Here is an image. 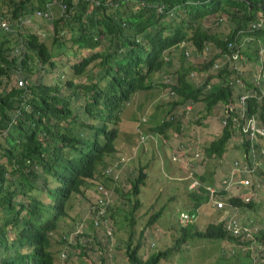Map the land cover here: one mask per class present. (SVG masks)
Here are the masks:
<instances>
[{"label": "trees", "instance_id": "trees-1", "mask_svg": "<svg viewBox=\"0 0 264 264\" xmlns=\"http://www.w3.org/2000/svg\"><path fill=\"white\" fill-rule=\"evenodd\" d=\"M53 6L61 12L52 17L49 46L36 30L22 29L21 21L25 15L48 18ZM222 15L231 24L226 37L204 24L212 16L219 22ZM243 38L254 43L253 48L242 46ZM179 44L181 62L172 84L176 97L168 101L171 107L200 101L206 115L218 103L237 101L242 91L230 82L237 75L233 63L244 56L261 65L250 76L255 78H244L249 90L244 104L248 115L258 113L264 123V0H0V264H55L57 241L50 231L58 227L70 196L83 192L109 163L124 107L132 105L139 92L149 99L148 91L160 85L155 77L168 67L170 53ZM184 50L210 55L199 65L186 66ZM229 54L232 67L226 60L214 75L218 83H209L213 74L202 76L197 85L188 78L189 71H206ZM38 72L33 80L30 75ZM169 113L176 117L172 108ZM234 114L230 110L223 115L227 122L205 146L206 156H222L234 133ZM181 122L178 117V130ZM154 129L164 131V126ZM244 149L247 153L249 148ZM262 169L257 173L264 176ZM145 176L140 170L132 179L127 197L133 211L141 204L139 184ZM161 198L160 193L154 196L156 201ZM203 198V192L190 194L195 207ZM170 200L158 204L156 215ZM228 200L243 208L257 205L241 194ZM257 231L264 249V227ZM112 235L96 243L102 250L120 246L130 264H193L185 247L189 241L232 237L221 222H208L204 229L188 223L180 228V237L144 258L138 251L140 239L126 235L127 240L115 244L123 238ZM262 259L264 263V253Z\"/></svg>", "mask_w": 264, "mask_h": 264}, {"label": "rangeland", "instance_id": "rangeland-1", "mask_svg": "<svg viewBox=\"0 0 264 264\" xmlns=\"http://www.w3.org/2000/svg\"><path fill=\"white\" fill-rule=\"evenodd\" d=\"M61 12V9L59 6H53L52 7V13L49 15L48 18L41 17L39 14H34L31 18L28 17V15H25V18L22 19V23H25L22 29H29L32 28L39 32V35L41 38H43L46 43L49 46L51 45V41L53 39L52 34V17H56L59 15ZM222 17L219 22H217L218 17H210L208 19L204 20V24L209 27L211 31H217L221 36L226 37L227 33L229 32L231 28L230 22L227 20L225 15L220 16ZM249 39H242V46H248L250 48H253L252 42H247ZM216 50V49H214ZM181 51L182 48H178L177 46H174L172 49L171 59L169 61L168 67L165 69V71H161L159 77H155L156 84L158 87H155L151 90L148 91V96L149 99L147 100V94L144 92H139L137 99L135 102L130 105L129 107L126 105L121 113V122H120V130L119 134L117 137V151L123 152V153H130L134 149L136 150L137 154L144 152L146 157H147V177L145 180L144 184L140 185V192L138 194L139 198L143 201L141 204L142 209H146L148 204L154 199V193L161 191L165 194L164 198H167L166 195L169 193H175V194H182L185 196L186 200H189L190 194L187 191V188L184 186L185 181L180 180V179H170L168 177H165L161 171H159V166L158 164H155V162L159 161V155H158V148L159 146L157 144H151L148 139H145L144 143L148 145L147 150H143V143L139 141L140 137V131L142 129V125H137L135 123L136 118L134 116L141 115L143 113H146L148 116L147 120H150V122H155L161 115L167 113L169 111V108H172L174 111H178L179 117L181 118L182 124L185 128V137L182 136L180 140L185 141L186 137L189 139L188 142H190L192 139L193 141L198 143L199 148V154L200 157L199 159H196L195 162H197L196 166H194L195 170L197 172H203L206 176L207 181H212L213 178L215 177V180H217L221 175L225 174L227 171V167L231 165V162L233 159L238 158L241 156V153L243 152L240 150V147L237 148L234 147L235 145H238L235 143V141H238L240 137L238 134L233 136V139L230 140L231 146L234 148H231L228 150V152L224 153L221 158H210L206 156L204 153L201 154V151H203L204 146L207 145L213 137L218 135L220 133L221 128H222V114L224 113L226 109V104L218 103L216 104L211 112L209 114L205 115V109H204V104L203 102H195L194 105L191 106L190 109H187V111H182L181 112V105H176L174 107H171V104L168 103V101L174 99L175 97L169 96L167 89L165 86H162V77L165 73H168L171 76H174L176 74V70L180 65L181 62ZM217 51V50H216ZM190 52V51H189ZM210 54H203V53H193L190 52L188 56H186V66L188 64L190 65H199L201 62H203V59L207 60ZM220 62H222L223 65V59L220 57L218 58ZM248 59V58H247ZM246 57L242 59V69L243 72H241L242 76L245 78H253L256 74L257 71L259 72L260 70V64L258 62H254L253 60L248 59ZM263 62H264V55L262 56ZM218 72L217 68L212 67L211 65L209 66L208 70L206 71H200L199 73L196 72V70H193V73L190 76V79L193 84H200L204 80V76L207 74H213L212 78L209 79V83H218L219 81L217 80L218 77H215L214 75ZM254 74L253 77H250ZM40 74V72L31 74L30 76L32 77L33 80L36 79V77ZM195 75V76H193ZM15 76V75H13ZM203 76V77H202ZM35 78V79H34ZM16 79V76L12 78V82H14ZM210 86V85H209ZM208 86V87H209ZM207 87V88H208ZM241 88H245V85L242 86H237L234 88L235 90ZM142 102V105L140 103ZM146 126V125H145ZM175 126V123L173 124ZM171 130V129H170ZM169 130V131H170ZM264 141V138L262 139ZM190 143L187 144V147L189 148L186 152L183 149L179 150V153L182 154H189L191 152V147H189ZM195 150V148L192 150V152ZM169 151V150H167ZM203 155V157H202ZM145 156H140V160L142 162H145L146 160ZM196 158V157H194ZM257 159L259 160V165L258 169L264 168V156L262 157L261 155H257ZM167 160H170L168 158ZM204 160L205 162H203ZM173 163H176L175 161H172ZM179 171H182L181 168H177ZM264 171V169H262ZM125 171V170H124ZM129 172V171H128ZM138 172L134 171L133 173H129V175H136ZM213 172V173H212ZM176 176H179V173H176ZM252 179V182L257 181L259 184L256 185L255 188H251L253 191V194L255 195L254 198L257 200V205L256 207L253 208H245L241 209L240 215L244 217L245 219H249L251 222L252 230H254V236L256 234L258 228L264 227V176L261 174H258V176H250ZM94 181V180H93ZM205 181V182H207ZM124 183H126V180H124ZM125 186V184H124ZM123 186V187H124ZM177 187L180 189L178 190ZM253 187V185H252ZM93 188V186H92ZM121 190H124L121 188ZM124 191H123V196L121 199H126L125 202L129 203V199L124 196ZM189 198H188V197ZM76 198V199H75ZM119 198L116 199V201L121 200ZM254 199V200H255ZM74 200V205L70 209L72 221L74 223V227L71 224V218H68V223L69 226H63V221H61L60 227L58 228V234L60 235L61 230H67L69 233V236L74 240H77L78 237L80 236V232L84 231L91 235L92 233H95V236L97 234L101 235L100 241H106L107 238H103L107 227L112 223L113 225V232L115 235H112L111 237H115L121 239L113 241V243L121 242L127 240V231H130L131 229H128L126 232H123V230H126L124 228L118 229L117 224L121 222L122 224H127L125 220V216L123 215V211H118L115 212L113 211L114 217L117 219L115 221L116 229L114 227V224L112 222L111 216H108L106 219H103L102 222H100L98 225L93 228L91 226L90 221H88V218H90V206L91 202L93 200V197L90 195H82L81 193L74 194L72 198L70 199ZM68 201V202H70ZM160 205L161 206L164 202L162 199H159ZM162 201V202H161ZM124 208L128 207V204H120ZM141 208L138 209L137 214L138 217H135V220L137 219H143L144 221L146 213L143 211ZM189 209L186 205L182 204V201L179 200L178 198H175L174 200H170L164 204L163 207V213L161 214L160 218L158 221L155 222V224L152 226V232L149 233L148 235V240H152L155 243V246L151 248H154L155 250H158L159 248H165L168 244L172 243L173 238L179 236V234L171 229L172 231L170 232V236L164 232H167L170 227H178L180 226L179 223V212L182 210H187ZM202 211L204 210L203 215H197L195 220H194V227L199 226V224L206 223L208 221V217H214L217 213L214 208L209 205L203 204L201 205ZM233 210V209H232ZM201 211V213H202ZM228 211V209H227ZM229 212V211H228ZM221 213L218 212V216H220ZM207 216V217H205ZM81 220L84 221V223L81 224ZM111 222V223H110ZM76 223V224H75ZM165 223V224H164ZM136 227L138 229L141 227V220H137L135 222ZM119 226V225H118ZM135 229V228H134ZM121 230V231H120ZM162 230V231H159ZM164 231V232H163ZM138 231L135 230V236L137 235ZM51 235V234H50ZM93 236L89 237H83L81 239H91ZM110 237V238H111ZM57 240V238H55ZM258 241V239H256ZM215 242L214 238H196L193 241H189L188 245L185 246L187 247V254L189 255L190 260L192 261L193 264H215V261L217 264H249V258H245L242 256V254H245L243 251H241L237 247H231L225 240L219 241L217 244L216 242L214 243L213 248H205L204 243L205 242ZM83 242V241H82ZM85 242V241H84ZM98 242V241H97ZM93 243V242H92ZM86 244L88 245L89 248L91 246H96L94 250H88V253L86 254L85 257L79 258L76 260L77 264H94V262H98L100 264H130L127 260H125L124 253L122 249L119 247L115 246H110V248L107 250L103 251V258L101 259L100 253L98 252V243L96 244ZM117 244V243H115ZM186 243H182V245H185ZM260 244V245H259ZM235 245V244H234ZM262 246L263 243L257 242L256 244H253L251 246L250 250V257H251V262L253 264H264L263 259H262ZM57 247V251L54 255V261L55 264H69L68 261L65 259V262H62V260H59V255L58 253L60 252V246H55ZM233 248L236 253L232 254L230 253L229 248ZM68 250L70 252V257L72 260L74 258L78 257V251L80 248L77 247H68ZM213 250H215L216 254L213 253ZM142 252V256H147L150 253V247L147 246V248H144L143 250H140V253ZM218 254V257L221 256L222 259H219L218 261L216 260V255ZM239 254V255H238ZM217 257V258H218ZM91 259V260H90ZM246 262H245V261ZM75 261V260H74ZM75 262V263H76ZM161 263V260L158 264ZM167 264H170L169 261H166Z\"/></svg>", "mask_w": 264, "mask_h": 264}, {"label": "clouds", "instance_id": "clouds-1", "mask_svg": "<svg viewBox=\"0 0 264 264\" xmlns=\"http://www.w3.org/2000/svg\"><path fill=\"white\" fill-rule=\"evenodd\" d=\"M177 47L181 48V45L179 44L177 45ZM261 52L262 49H260V54ZM189 53H190L189 50H184L185 56H188ZM244 58H245L244 56H241L240 62L233 63L234 68L237 70V75L235 77L236 78L235 81L233 83L230 82V85L234 86V88H236L237 86L245 85V80H244L245 77L242 76L241 74V72H243L241 61ZM226 60H229V65L232 67L231 54L225 56V58L223 59V65L222 62L217 61L213 63L211 66L219 69L224 66ZM192 73L193 71L191 70L187 74L189 79ZM175 81H176V75L171 76L168 73H165L162 77V82L167 83L165 88L167 89L169 96L172 97H176L175 90L172 88V84ZM240 90L241 89L239 87L238 89H236V91H240ZM241 91L242 92L238 96L237 101H235L234 103L233 102L226 103V109L222 114L221 120L223 127V125H225V123L227 122V119H225L223 115L229 114L230 110L235 113L233 116L234 133L228 139L226 144L227 145L226 150L223 152V154L228 152L229 149L234 147H236L237 150L240 147V150H242L243 152L241 153L240 157L232 160L231 165L227 167L228 169L226 173L221 175L217 180H215V177L213 178L212 181H207L206 177L205 179H201V176H203V172H197L195 170L194 166H196L197 164V162L195 161L200 157L199 148H197L198 143L193 141V139L190 142H188L189 139L187 137L185 141L180 140L182 136L185 137L184 134L185 128L182 122L180 125V129L178 130L176 128L177 119L179 117L178 111L177 112L175 111L176 117H174L168 111L167 113L161 115L155 122H150V120H147L148 116L146 115V113L134 116V118H136L135 123H137V125H142L139 141L143 143V150L145 151L148 149V145L144 143L145 139H148L151 144H157L159 146L158 148L159 161L155 162V164H158L159 166V171H161L163 175H165V177H168L170 179L176 178V179L184 180L185 181L184 186L187 188L189 194H193V190H195L196 192L197 191L203 192L204 194V198L201 204L195 207L193 205V202L190 200L188 196L187 197L189 198V200H186L185 196L182 194L169 193L168 195H166L167 198H164L165 194L163 192L158 191L154 193V196L160 193L163 196V198H161L163 202H165V199L170 198L174 200L175 198H178L179 200L182 201V204L186 205L189 208L187 210H182L179 212L178 220L180 226L170 227L167 233L170 234V232L172 231L171 229H173L179 234V230L182 226L187 225L188 223H193L197 215L201 216V214L203 215L204 213H206L204 212V210L202 211L201 205L203 204L204 206L205 204H209L214 208V210H216L217 214L214 217L209 216L208 221L206 223L199 224V226H197L196 228L204 229L205 225L208 222H213L215 224L221 222V224L225 228V231L232 237L231 238L225 237L219 239L214 238L215 242L218 244L219 241L225 240L227 243L233 244L229 246L239 248L241 251L245 253L242 254V256L245 258H249V264H253V262H251V257L249 256L250 255L249 249H251V246L253 244H256L257 242L262 243V241L256 240L257 232L254 236V230H252V226H251L252 224L250 220L245 219L240 215L241 209H245V208L239 207L238 205L231 203L228 200V198L236 194H241L243 200L245 201L255 199L254 198L255 195L253 194L251 188H255L256 185H258L259 183L257 181H254L253 183L250 176H256V175L258 176L257 171L259 170L258 169L259 160L257 159V155H261L262 157L264 156V145H258L257 147L255 146V144H257L258 141H263L262 139L264 138V123L260 119L258 113L251 115L247 114V107L244 104V100L249 90L246 89V85H245V88H243ZM191 106L192 104L189 103L186 105H181V112L187 111V109H190ZM167 123L169 124L167 125ZM174 123L175 126H173ZM160 124H163L164 131H159L158 129H154V127ZM236 134H238L240 139L238 141H235V143H237L238 145L232 147L230 140H232L233 136H235ZM218 135H216L215 137H217ZM188 143H190L189 147L192 148L191 152L189 154H184L183 152L182 154H180L179 153L180 149H183L185 152L189 149L187 147ZM246 145L249 148L247 153L246 150L244 149ZM116 147L118 148L117 143H116ZM194 148L195 150L192 152ZM204 149L203 151H201V154L202 153L205 154ZM142 155L146 157L144 152L137 154L134 147L130 153H123L119 151V149L118 151L116 149V152L113 153L112 158L109 160V163H107L105 167L103 168L101 167L100 173H97L96 176L91 178L88 185L84 188L83 192H77V193H81L83 196L90 195L93 197L90 206V218H88V221H90L91 226L93 228H95L96 225L102 222L103 219H106L108 216H111L112 218L111 220L116 229L115 221H117V219L114 217L113 211L115 212H118L120 210L123 211L124 212L123 215L125 216V220L127 224H122L121 222H119L117 224V227L118 229H120L121 227L126 229L123 230V232H126L128 229H131L130 231H127V235L130 236L135 241L137 240L139 241L140 239L141 244L138 250L139 253L140 250L147 248V246L150 247V252L155 250L154 248H151V246L152 247L155 246V243L152 240H148L149 238L148 235L149 233L152 232L151 229L152 226L155 224L156 221L159 220L162 214L160 213L159 216L156 215V212L159 209L158 204L160 203V201L158 200L156 201L155 199H152V201L147 205L148 207L145 210L142 209L141 207V204L143 202L141 199H140L141 204L138 206V208L135 211L131 210L129 206L127 208H124L122 205H120L124 203L129 204L125 202L126 199L124 198L121 199V197L123 196V191L125 193L124 196L126 197L127 194L130 193L129 189L132 183V179L136 175H138L140 170L144 172L146 176L144 178V182H141L139 185L145 183L147 177L148 161L146 157L145 162H142L140 160V156ZM168 158H170V160H167ZM172 161H175L176 163H173ZM202 161L205 162L204 160ZM177 168H181L183 173L179 171ZM137 170L138 172L136 175H132V176L129 175V173L131 172L133 173L134 171ZM176 173H179V176H176ZM124 180H126V183H124ZM200 187H202L204 190H199ZM121 188H123L124 190H121ZM177 189L179 190L180 188L177 187ZM73 195L74 194L70 196L68 201H70ZM117 198L121 200L116 201ZM127 198L129 199V197ZM68 201L66 203V213L63 216H60V218L58 219V227L55 230H51L50 234L52 240L57 241L56 245L60 246L58 259L62 260V262H65L64 261L65 259L68 262L69 261L76 262L77 259L85 257L86 254L88 253V250L93 251L94 248L96 247V246H91V248L87 249L89 246L86 244H90L93 242L92 243L93 245L96 243V240L98 241L102 236L99 234L95 236V233L89 235L88 233L82 231L80 232L79 234L80 236L78 237V239L73 240L69 236L67 230L62 229L60 235L57 233L61 221H63L64 227L69 226L68 218L69 217L71 218V215H73L70 209L74 205V200H71L70 202ZM254 201L257 200L255 199ZM71 203H73V205H71ZM139 208L145 211L146 220L144 221L143 219H137V220H141V227L138 229V227H136L135 225V222L137 221L135 220V217H138L139 215L137 214ZM227 209L229 212L227 211ZM131 212H133V217ZM218 212L221 213L220 216H218ZM132 219H134V223H132ZM70 220L72 226L74 227L75 225L72 221V218ZM82 223H84L83 220H81V224ZM135 230L138 231L136 236H135ZM111 231H113L112 223L107 227L104 236L109 234V232ZM89 236H93V237L89 240L81 239L83 237L86 238ZM55 238H57V240ZM215 242L209 241V242H205L203 245L205 248H208L210 246L213 248ZM100 243L101 241L99 242V244ZM99 244H98V249H99L98 252L103 254L104 250L101 249L102 247ZM77 246L80 248V250L78 251V257L74 258L75 260L74 261L70 257V252L68 250V247H77ZM231 247L229 248L230 253L232 254L236 253L234 249ZM213 253L216 254L215 250H213ZM263 253H264V249L262 247V254ZM140 254L143 255L142 252ZM103 256L104 255H102V257ZM216 256L218 257V254ZM219 259H222V257L219 256L218 260ZM69 264H73V263H69ZM215 264H217L216 261Z\"/></svg>", "mask_w": 264, "mask_h": 264}]
</instances>
